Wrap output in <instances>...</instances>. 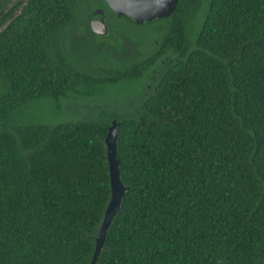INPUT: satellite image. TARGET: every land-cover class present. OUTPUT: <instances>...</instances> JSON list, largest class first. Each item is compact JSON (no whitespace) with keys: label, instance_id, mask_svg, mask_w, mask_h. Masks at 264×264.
Masks as SVG:
<instances>
[{"label":"trees","instance_id":"obj_1","mask_svg":"<svg viewBox=\"0 0 264 264\" xmlns=\"http://www.w3.org/2000/svg\"><path fill=\"white\" fill-rule=\"evenodd\" d=\"M17 1L0 0V264H90L111 197L113 119L127 190L96 264H264V0H179L169 18L126 17L132 31L155 24L158 46L99 73L61 46L80 8L64 16L66 0L21 1L10 20ZM111 30L105 50L130 54V36ZM156 65L132 108L15 117L47 98L96 99Z\"/></svg>","mask_w":264,"mask_h":264},{"label":"rangeland","instance_id":"obj_2","mask_svg":"<svg viewBox=\"0 0 264 264\" xmlns=\"http://www.w3.org/2000/svg\"><path fill=\"white\" fill-rule=\"evenodd\" d=\"M109 24L111 26V29H117L122 30L124 34H128L132 38H136L135 36H143L148 35L151 38L154 33L150 31L151 26L144 27L141 31H132V29H136V26H132L131 24H127V22L124 20H118L115 16L109 15ZM128 25V26H127ZM153 26V25H152ZM130 27V30L129 28ZM78 36L82 37V39L77 38ZM116 34L110 30V34L108 37H94L90 35L87 32H81L75 30L74 28H71L67 33V43L70 42V45L68 48V54L81 58L83 55H86L89 59V61L92 63L95 69H99V67H108L110 64H105L103 62V55L106 54L108 63L112 60L110 50H101L98 48L97 43L100 44H115ZM147 38H143V42H147ZM84 40L87 42L88 46L86 44H83L81 41ZM80 46V47H79ZM153 46V45H152ZM82 49L80 51L79 49ZM106 51V52H105ZM113 53V52H112ZM115 55V53H113ZM111 57V58H110ZM81 62L84 64L85 60H81ZM82 64V65H83ZM121 82L117 85L113 86H107L105 89L102 87L99 91L101 94H105L104 96H100L94 100L87 99L85 97H78V100L80 99H86L88 101H80V103H77L78 101L73 100L72 101H66V104L64 103L61 106H58L56 102L53 100L47 98L43 99L41 102H34L28 106H25L21 110H19L18 114H16L17 121L19 123L22 122H35V123H61L64 121H67L68 119L72 120H98L100 119V116L102 112L108 111V112H117L114 105H117L119 107H123V105L126 102L131 103H138L141 99H139V92L140 90H137L138 83L135 82ZM96 95V94H95ZM96 100V104H95ZM89 101H93L92 103H87ZM113 101L114 104H110L109 107L102 108L106 102ZM72 102V104H71ZM103 103L104 105H102ZM94 104V106H93ZM72 105V106H71ZM76 105V107H74ZM68 106L70 108H68ZM90 107V109H88Z\"/></svg>","mask_w":264,"mask_h":264},{"label":"water","instance_id":"obj_3","mask_svg":"<svg viewBox=\"0 0 264 264\" xmlns=\"http://www.w3.org/2000/svg\"><path fill=\"white\" fill-rule=\"evenodd\" d=\"M110 9L118 16H127L141 25L155 19L169 18L175 11L179 0H105ZM92 20L93 31L97 34L106 35L107 26L103 19ZM119 122L113 119L108 127L105 138V147L109 165L111 197L106 207L103 221L100 225L99 234L96 238L95 252L90 264H96L100 252L105 243L106 235L114 218L122 209L123 198L126 194V186L120 178V160L117 156Z\"/></svg>","mask_w":264,"mask_h":264},{"label":"flooded vegetation","instance_id":"obj_4","mask_svg":"<svg viewBox=\"0 0 264 264\" xmlns=\"http://www.w3.org/2000/svg\"><path fill=\"white\" fill-rule=\"evenodd\" d=\"M21 1H25V3L28 1V3L30 2V0H19L17 1L14 6H18L17 9H15L13 11L12 17L10 18V20L14 19L15 16H17L19 14V12H21V9L23 8L22 4H19ZM66 2L68 3L69 7H62V10L65 11L66 13L64 14V16L70 11V9L73 7V10H78V15H79V23L78 25H73L75 30L78 29V31L81 30V32H87L90 35L94 36V37H106L110 30H111V26L109 24V15H113L115 16L118 20H125L127 23L132 24V22L128 21L127 19H125L127 16H121L118 17L109 7L108 3L105 0H66ZM27 3V5H28ZM74 13V12H72ZM76 13V12H75ZM63 15V14H61ZM63 18V17H62ZM101 18L104 20L107 29H108V33L106 35H102V34H97L93 31V27H92V20L95 21L96 23V19ZM128 18V17H127ZM130 19V18H128ZM132 20V19H130ZM134 22L135 25H138L135 23L134 20H132ZM144 25V24H142ZM146 27V26H145ZM68 28L66 29V31L63 34V39H62V43L61 46L63 45L64 47H66V53L68 54V48L70 45V42L67 43V33L68 31L71 29ZM84 28V29H83ZM156 26L155 24H153V26H151L150 31H152L154 33V35H156ZM135 31V30H133ZM154 35L151 38H147L149 37L148 35H143V36H135L136 38H132L130 37L127 41H128V46L130 49V54L126 53L123 54L124 51L121 52H117L112 48H108L106 50H111L113 53H115V58L114 60H111L108 63V59L107 56L104 54L103 55V62L105 64H114V65H118L122 62H124V58L127 56H131V55H135L134 53L136 52V49L138 48V50H140V52L138 53V55H141V59H143L148 53H150L151 51L155 50L157 45V40L154 38ZM77 38L82 39V37L78 36ZM143 38H147V42H143ZM83 44H86V46H88L87 42L82 40L81 41ZM153 45V46H152ZM98 48H100L101 50H105V45L103 44H99L97 43ZM83 57L85 58V63L83 65H85L88 69H90L92 72H96L99 73L100 68L99 69H95L94 66L92 65V63L89 61L88 57L86 55H83ZM161 63L163 65H165L166 63H171L170 59L167 56L164 57V59L161 60ZM108 67H110V65H108ZM157 71H159V65H156L153 69H151L146 75H145V79L141 80V82L138 83V88L136 90V92L138 90H140V92L138 93L139 99L140 97L142 98V96L144 95L145 90L150 91L151 88H153L154 83H155V75L157 73ZM94 100V99H92ZM95 104H96V100H95ZM102 105H104L103 103H101ZM110 104H114V102L109 101L106 102V104L103 107H109ZM126 104V105H125ZM123 106H129L128 108H132L134 107V103L131 102H126ZM94 106V104H93ZM90 109V107L88 108Z\"/></svg>","mask_w":264,"mask_h":264}]
</instances>
